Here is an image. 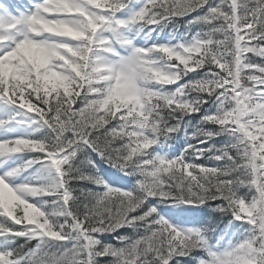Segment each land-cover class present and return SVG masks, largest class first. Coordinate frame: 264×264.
<instances>
[{
	"label": "snow or ice",
	"instance_id": "1",
	"mask_svg": "<svg viewBox=\"0 0 264 264\" xmlns=\"http://www.w3.org/2000/svg\"><path fill=\"white\" fill-rule=\"evenodd\" d=\"M129 3L41 0L30 14L0 24V104L31 114L50 133L47 143L0 141V160L40 154L0 176V264H172L196 250L207 254L197 264H264V0H145L129 20L117 19ZM192 13L198 15L190 23L207 31L190 43L134 48L115 63L106 58L116 54L114 41L101 33L118 36L131 26H156ZM153 53L166 57L165 68ZM191 73L203 78H191L171 94L140 84L143 77L162 88ZM209 101L216 112H205L201 123L215 130H199V144L221 134L235 137L211 157L227 161L226 167L187 161H202L211 151L191 144L175 159H135ZM10 123L0 121V129ZM85 150L125 174L137 170L142 179L134 192L81 173L74 161ZM36 164L53 174L49 186L10 185V177ZM73 182L95 183L104 191L77 195ZM241 187L253 192L250 201L238 195ZM38 196L55 197L56 210L46 214L29 202ZM81 196L91 198L83 210ZM150 200L173 201L186 206L184 212L221 201L214 210L247 224V235L213 250L202 231L178 229L160 215L181 213L158 209ZM125 227L143 234L135 240L118 236L120 247L101 241Z\"/></svg>",
	"mask_w": 264,
	"mask_h": 264
},
{
	"label": "trees",
	"instance_id": "2",
	"mask_svg": "<svg viewBox=\"0 0 264 264\" xmlns=\"http://www.w3.org/2000/svg\"><path fill=\"white\" fill-rule=\"evenodd\" d=\"M78 163V159H76L75 161H74V165H76ZM77 189H79V187H77ZM82 192H84V191H82ZM84 193H86V192H84ZM55 199V197H52V196H48V200H49V203L51 204V205H54L53 204V200ZM90 203V201H89V199H85V197H83V196H81V201H80V208H81V210H83V208H84V206L86 205V204H89ZM55 206V205H54ZM56 207V206H55ZM137 229L136 228H132V227H129V228H121L117 233H114V235H112L111 236V241H110V244L111 245H114V246H116V247H120L121 245L118 243V241H117V237L118 236H125V237H128L130 240H135V239H137L138 237H140V236H136L135 235V231H136ZM101 239V241L105 244V240H108L109 241V236H103V237H101L100 238ZM105 260H107V259H109V258H107V257H105L104 258Z\"/></svg>",
	"mask_w": 264,
	"mask_h": 264
},
{
	"label": "clouds",
	"instance_id": "3",
	"mask_svg": "<svg viewBox=\"0 0 264 264\" xmlns=\"http://www.w3.org/2000/svg\"><path fill=\"white\" fill-rule=\"evenodd\" d=\"M150 83V81L147 79V78H141V80H140V84L142 85V86H147L148 84Z\"/></svg>",
	"mask_w": 264,
	"mask_h": 264
}]
</instances>
